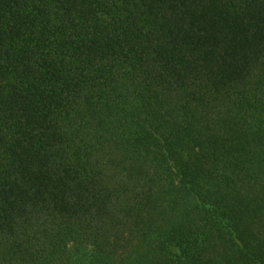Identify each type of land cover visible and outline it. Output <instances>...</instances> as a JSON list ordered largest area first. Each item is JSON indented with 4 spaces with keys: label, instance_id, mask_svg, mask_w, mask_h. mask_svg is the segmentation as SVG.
<instances>
[{
    "label": "trees",
    "instance_id": "1",
    "mask_svg": "<svg viewBox=\"0 0 264 264\" xmlns=\"http://www.w3.org/2000/svg\"><path fill=\"white\" fill-rule=\"evenodd\" d=\"M0 264H264V0H0Z\"/></svg>",
    "mask_w": 264,
    "mask_h": 264
}]
</instances>
